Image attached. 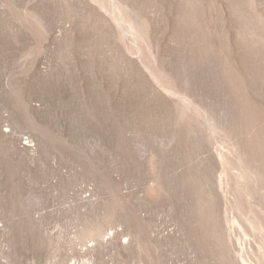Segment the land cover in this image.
<instances>
[{
    "label": "rangeland",
    "instance_id": "374dc122",
    "mask_svg": "<svg viewBox=\"0 0 264 264\" xmlns=\"http://www.w3.org/2000/svg\"><path fill=\"white\" fill-rule=\"evenodd\" d=\"M0 264H264V0H0Z\"/></svg>",
    "mask_w": 264,
    "mask_h": 264
}]
</instances>
